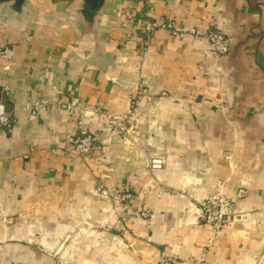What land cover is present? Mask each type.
I'll use <instances>...</instances> for the list:
<instances>
[{"label": "crops", "instance_id": "1", "mask_svg": "<svg viewBox=\"0 0 264 264\" xmlns=\"http://www.w3.org/2000/svg\"><path fill=\"white\" fill-rule=\"evenodd\" d=\"M167 21L223 31L231 50L217 56L161 28L146 46L145 24ZM5 48L14 54L0 57V101L14 122L0 130V264H111L93 225L102 231L124 192L135 237L114 264H164L162 253L264 264V0H0ZM133 99L139 146L104 118ZM78 116L103 152L76 155ZM158 153L164 165L152 169ZM240 188L220 235L191 212ZM77 231L83 244L68 246Z\"/></svg>", "mask_w": 264, "mask_h": 264}, {"label": "built area", "instance_id": "2", "mask_svg": "<svg viewBox=\"0 0 264 264\" xmlns=\"http://www.w3.org/2000/svg\"><path fill=\"white\" fill-rule=\"evenodd\" d=\"M158 28L168 31L172 36L185 39L186 37L192 38L194 41H205L212 48L213 52L217 56H225L231 50V40L226 33L217 29H197V28H185L175 21H167L162 24L146 23L144 30L147 33V41L145 45H149V37ZM14 52L12 49H0V57L4 59H10ZM47 103L38 104L37 108L44 107ZM139 105V99H133L131 110L127 113H104V118L108 123L112 133H118L122 138L126 139L133 134L132 122L134 115L136 114V108ZM71 113L79 107H75L74 104L70 106H64ZM96 112H99L97 109ZM14 119L12 115L7 111L6 105L3 101H0V130L9 129L12 127ZM77 124L79 131L77 135L70 139V144L74 146L75 153L79 157H91L97 151H104V141L101 133L91 132L87 123H85L84 117H77ZM132 138V137H131ZM135 140V139H134ZM104 158V156H103ZM150 165L152 169H161L164 165V158L159 156L151 157ZM247 190L240 188L235 196H229L223 192H218L214 195L207 197L201 204L200 210L202 213V221L211 227L217 235H220L221 231L227 226L235 222L237 212L235 211L238 202L247 195ZM122 201H129L131 194H120ZM143 218L150 217V212L144 210L140 214ZM173 264H186V262L178 261L177 259H170ZM197 264H208L205 261H200Z\"/></svg>", "mask_w": 264, "mask_h": 264}, {"label": "rangeland", "instance_id": "3", "mask_svg": "<svg viewBox=\"0 0 264 264\" xmlns=\"http://www.w3.org/2000/svg\"><path fill=\"white\" fill-rule=\"evenodd\" d=\"M134 135L135 134H131V136H129L127 138V140L124 138H123V140L125 141V143H129L130 145L132 143H135L137 145L141 144L139 141H137L138 137L136 138ZM139 138L142 139L140 136H139ZM143 145H142L143 147H141L142 150L145 149L146 151H148L149 146L145 145V144H143ZM157 155L159 157L164 158L163 154L158 153ZM150 161H151V158L149 159V162ZM120 194H129V193H127V192L115 193L111 197V200H112L111 202L113 204H112L110 212H109L108 220L101 222L102 224H104V225H102L104 227L102 229L103 232L98 230L99 225L97 223H95L93 225V230H94V234H93L94 238H92V241L94 243L93 245L98 244V246L100 247L99 251L105 253V257L102 258L101 260L108 261L111 264H114V261L117 260V254L118 253L119 254H121L123 252L126 253V251L128 252L130 249H132V238L135 237L133 234V230H132L131 226L129 225L130 220L128 217H126L124 215L123 209H122V207L124 205H126L127 201H122L120 198L122 195H120ZM131 196H133V195H131ZM209 196H211V195H209ZM206 198H204L199 204H201ZM191 212L194 213L195 215H197L199 217L200 221L203 222L202 221V213L200 210V205H199L198 209L194 208L191 210ZM150 214H151V216H153L152 212H150ZM133 218H134V216H132V219ZM146 219L148 220L149 217H147ZM79 233H80V231H77L75 236H72L73 239L71 241L73 243L69 241L67 243V244H69L68 246H75L76 247V246H80L81 244H83V241L76 239L77 235ZM103 234H105V235L102 236ZM102 237H103V239H101ZM161 252H164V250H162ZM170 259H172V260L177 259L178 261L185 262V260H181L175 254L174 255H169V254L166 255V254L162 253L158 257V260L164 264H173L170 261ZM99 261H100V259H99Z\"/></svg>", "mask_w": 264, "mask_h": 264}]
</instances>
